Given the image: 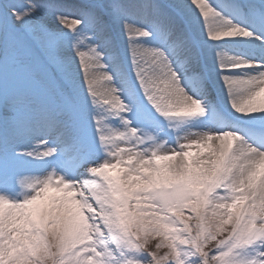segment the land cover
<instances>
[{
  "label": "snow or ice",
  "instance_id": "6c2138e0",
  "mask_svg": "<svg viewBox=\"0 0 264 264\" xmlns=\"http://www.w3.org/2000/svg\"><path fill=\"white\" fill-rule=\"evenodd\" d=\"M0 264H264V0H0Z\"/></svg>",
  "mask_w": 264,
  "mask_h": 264
}]
</instances>
